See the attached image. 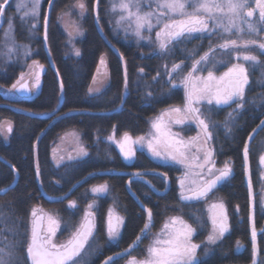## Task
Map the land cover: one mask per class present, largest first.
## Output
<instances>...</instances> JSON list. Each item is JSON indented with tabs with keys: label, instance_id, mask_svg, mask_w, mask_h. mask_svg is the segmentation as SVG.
<instances>
[{
	"label": "snow or ice",
	"instance_id": "6c2138e0",
	"mask_svg": "<svg viewBox=\"0 0 264 264\" xmlns=\"http://www.w3.org/2000/svg\"><path fill=\"white\" fill-rule=\"evenodd\" d=\"M100 0H95L94 11L98 8ZM110 7L108 12L118 14L115 21L114 31H123L125 38L135 37L137 42L147 41L155 44L157 54L171 55L180 44L193 39L208 38L209 44L206 51L200 52L201 45L192 49L184 48L185 59L191 61V66L186 74L180 76L177 81L173 74L184 73L186 67L183 60L173 63L171 68L165 65L166 75L169 79V91L183 88V102L181 105L169 106L150 120V130L146 135L133 138L129 132H124L117 140L115 126L112 135L107 139L118 145L125 160H131L136 155L135 145L145 148L151 156L160 161L162 166H179L181 175L176 178L178 185V199L181 202L178 214L167 216L159 231L152 234L155 226V215L151 208L143 202L140 207L145 213L143 227L132 244L121 252L108 256L103 264H116L118 259L128 257L126 264H201L198 249L204 248V256L207 257L210 246L217 245L230 231L228 212L222 199H212L217 186L227 180L233 173L229 161H225L222 168L215 165L214 150L209 142L214 139V127L217 122L211 119L214 107L228 106L232 111L227 113L223 126L227 133H231L237 117L249 104L264 103V93L258 97H248L246 89L250 86V77L259 70L258 83H264V0H108ZM9 0L0 2V24L5 15ZM42 0H17L16 12L20 13V21L26 32L25 39L28 43H20L15 36V17L7 19V29L3 32L0 40V56L5 63H10L14 58L17 60L22 55L25 59L31 56V40L37 34L41 18ZM50 7H54L53 0H48ZM78 9L79 20L82 21L87 15L88 8L85 0H76L72 6ZM258 13V15H257ZM72 12H62L63 16H71ZM96 23L99 25L100 17L96 12ZM254 18V19H253ZM44 40L47 42V29L49 17L43 16ZM69 38L83 35V29L79 23L72 21L65 23V30ZM101 30L102 27H101ZM153 32L155 38L153 39ZM147 33V34H145ZM247 35L248 38H245ZM218 38L217 43L212 42V37ZM79 56L80 51L75 50ZM198 57V58H197ZM104 75H107V64L102 58ZM32 66H35L33 68ZM225 70L217 74L219 67ZM44 65L33 60L29 66V72L20 73V77L12 84L9 92H31L40 85V71ZM36 69H39L37 71ZM143 73L144 69L139 70ZM100 72V68H97ZM206 73V74H205ZM33 80L29 87L28 79ZM159 76V72L157 73ZM155 80L156 77H153ZM96 82V77H93ZM127 69L125 68V91H127ZM63 92V82L60 84ZM99 92V89L89 88V93ZM148 92L147 96L151 97ZM235 105V107H233ZM67 115V114H66ZM195 125L198 129L195 136H184L186 128ZM259 126H264L261 120ZM258 126V127H259ZM4 128L0 122V129ZM174 128L178 130H174ZM11 122L6 125V131L12 132ZM69 137L72 138L73 147L67 151V156L60 155L57 159V148L53 149V159L57 167L65 161L80 160L88 155V151L81 143L76 131L66 132L61 142ZM251 140L252 137L249 136ZM243 156L247 165L249 145L244 144ZM260 162L264 165V155ZM13 170L15 171L14 167ZM247 171V169H246ZM40 171L37 165V176ZM134 175L142 178L145 173L136 172ZM164 180V191H168L167 173L161 174ZM153 190L155 186L146 181ZM131 181H129V186ZM14 185L0 188V192L11 190ZM248 188L252 193V182L249 177ZM109 190L107 182L92 186L90 189L93 199L87 203L83 215L73 222L71 218L63 222L58 214L45 211L39 204L34 205L29 213L28 228L21 230L23 217L17 216L16 221L10 226L5 224L7 215L0 208V264H22L26 259L27 264H90L92 257L101 253L97 243L99 232L97 222L98 204L100 195ZM87 195V193H85ZM67 194H65L66 198ZM60 198V199H63ZM202 202L204 208L190 211L185 218L184 208H193L195 203ZM260 206L264 209V194H261ZM238 207V206H237ZM69 210H78L79 205L75 200H69ZM206 217V219H205ZM125 217L116 211L115 201L109 207L104 229L109 243L119 244L121 228L124 226ZM208 234L201 243L194 242V237L199 230L207 227ZM67 231L66 239L57 240V234ZM4 232L11 234L12 239H6ZM152 234V240L145 249V255L138 259L132 255V251L138 247L143 239ZM20 237H24L21 239ZM253 264H256L258 248L256 245L257 232L253 224L252 232ZM241 247L237 241V248ZM23 248L25 256L20 249ZM264 264V262H262Z\"/></svg>",
	"mask_w": 264,
	"mask_h": 264
},
{
	"label": "trees",
	"instance_id": "16d2710c",
	"mask_svg": "<svg viewBox=\"0 0 264 264\" xmlns=\"http://www.w3.org/2000/svg\"><path fill=\"white\" fill-rule=\"evenodd\" d=\"M73 2L74 0H53L54 7H50L48 0L45 1L37 25L38 32L31 40L30 57L25 59L21 55L18 60L14 58L12 62L5 63L4 58L0 56V85H11L33 59H39L46 64L42 88L35 96L11 98L0 92V122L7 118L14 124L9 142L4 141L0 129V156L4 158L0 159V188L10 186L18 174L15 186L0 194V205L2 210L4 203L9 213L27 218L33 204L41 202L45 206L53 207L63 222L69 218L76 222L82 216L84 205L87 203L85 193L93 184L107 182L108 192L99 196V227L104 225L107 208L114 201L115 206L125 216V222L118 246L110 243L104 245L105 238L102 236L103 249L91 263L100 264L108 256L127 248L140 234L145 213L139 202L142 201L146 207L153 210L156 226L166 215L179 212L178 206L182 207L177 195L176 178L180 174L178 166H162L160 161L143 149H138L134 160L129 162L107 136L113 132L114 126L115 133L127 131L132 135L144 134L149 128V119L152 116L165 107L183 102V89L180 87L170 92L168 76L160 78L157 73L164 75L165 62L171 67L174 62L185 57L182 49H192L199 39L180 44L174 54L159 55L157 49L149 47V44H139L132 36L126 39L122 31L116 33L114 28L109 27L107 0H100L96 11L95 0H86L88 12L83 20L84 34L75 39V45L80 51L77 56L72 52L73 44L70 45L66 41L64 28L57 21L58 11L67 9ZM10 9L13 10V6ZM97 11L100 17L99 25L95 18ZM44 15L49 17L46 44L51 59L45 47ZM15 19L16 39L20 43H28L20 18L17 16ZM2 27L0 40L3 38ZM202 50L203 45L200 48V51ZM103 53L109 57L111 81L100 93L92 95L88 91L89 83ZM141 68L144 69L143 73L139 71ZM187 69L185 67L184 71ZM61 82L64 85L63 92L60 88ZM257 91L261 92L258 94ZM148 92L152 93L151 97L147 96ZM250 93L251 97H258L264 93V87L252 86ZM62 95L63 101L59 110L47 117L33 116L13 108L15 106L37 113H47L60 104ZM212 114L219 122L218 127L211 129L214 135L211 142L215 156L218 159L230 158L234 165L231 178L229 177L216 191L228 202L232 201L233 206H239L238 211L231 210L229 233L232 239L228 238V243L224 244L231 245L228 258L224 260L216 254L203 256L201 264H248L251 254L247 251L235 252L234 243L240 241L248 246L253 224L255 228L264 226V213L257 209L253 215L251 213L248 188L249 177L254 192L259 188L261 173L264 170L259 160L264 149V126H259L264 116V103L247 105L237 117L231 133L225 131L222 122L225 118L223 114L227 113ZM69 130H76L80 134L88 155L80 160H66L63 165L57 167L53 159V149L56 148L55 143L60 134ZM249 136L252 139L246 165L243 148ZM136 172L145 175L138 178L134 175ZM164 173H167L169 181L167 193L164 191L161 175ZM146 181H150L159 191L150 188ZM42 190L49 195L70 193L68 199L75 198L79 204H83L82 208L69 210L64 206L63 200L66 199L50 200ZM190 210L195 211L196 208ZM189 212L184 210L186 218ZM260 241L263 253L264 231ZM121 260L118 259L116 264Z\"/></svg>",
	"mask_w": 264,
	"mask_h": 264
},
{
	"label": "rangeland",
	"instance_id": "374dc122",
	"mask_svg": "<svg viewBox=\"0 0 264 264\" xmlns=\"http://www.w3.org/2000/svg\"><path fill=\"white\" fill-rule=\"evenodd\" d=\"M45 1L46 0H42V4H41V9H42V7H43V4L45 3ZM0 2H3V0H0ZM16 2H17V0H10L9 1V3H8V5H7V8H6V12H5V15H4V17H3V23H2V25H1V27H2V32H4V30L5 29H7V19H8V17L9 16H13V17H15V18H17V16L20 18V13H17L16 12V7H15V5H16ZM85 2H86V0H85ZM107 2H108V0H107ZM76 3V0H74V2L72 3V4H70L68 7H67V9H62V11H58L59 13H58V16H57V21H58V24L60 25V26H62L63 28H64V31H65V34H66V36H67V39H66V41H70V38H69V35H68V32L69 31H72V29H71V27H69L68 28V30L66 31L65 30V23L67 22V23H69V24H71V22L72 21H76L77 23H79L80 25H81V27H82V29H83V34H84V25H83V20L86 18V16H85V18L82 20V21H80L79 20V17H78V9H76V8H73L72 6L74 5ZM87 4V3H86ZM11 6H13V10H11L10 9V7ZM108 6L110 7V4H109V2H108ZM69 10H71V12H72V15L71 16H63L62 17V12H68ZM257 15H258V13H257ZM108 18H109V20H108V24H109V27H111V28H115V21H116V19L118 18V14H111V13H108ZM254 19V18H253ZM16 20V19H15ZM5 21V22H4ZM5 23V24H4ZM117 33V32H116ZM145 34H147V33H145ZM122 35H123V37L125 38V34H124V32L122 31ZM153 39L155 38V36H154V32H153ZM261 35L262 36H264V33H261ZM80 36H82V35H80ZM80 36H75V38L74 39H71V42H69V44L70 45H72L73 44V46L71 47L72 48V52L75 54V50L76 49H78V47L75 45V39L76 38H78V37H80ZM135 38V37H134ZM245 38H248L247 37V35H245ZM212 42L213 43H217V42H219L218 41V38L216 37V36H213L212 37ZM139 44H144V45H146V44H149L147 41H140V42H138ZM208 44H209V40H208V38H203L202 40L201 39H199L197 42H196V44H195V46L196 45H203L204 46V50H202V51H200L201 52V54L204 52V51H206L207 50V48H208ZM150 45V46H149ZM148 46L149 47H154V48H156V45L153 43V44H149ZM194 47V45L192 46V48ZM190 47H187V49H189ZM79 50V49H78ZM104 59L105 60V62H106V64H107V75H104V72H105V69H104V66L103 65H101V63H100V61H101V59ZM198 58V57H197ZM260 59L261 60H264V56H260ZM33 60H37V61H39L40 62V64H42V65H44V68H43V70L42 71H40V85H39V87L38 88H33L32 89V92H31V94H30V96H34V95H36L40 90H41V88H42V82H43V73H44V71H45V68H46V65H45V63L44 62H42V61H40L39 59H33ZM33 60H31L30 62H29V64H28V66H27V68L25 69V70H23L22 72H25L26 74L29 72V66H31L32 65V61ZM181 60H183L184 61V63H185V65H186V68H188L186 71H184V73H181V74H173L175 77H176V80L178 81L179 79H180V76L181 75H183V74H186V72L189 70V68H190V66H191V61L190 60H187V59H185V57L184 58H182V59H180V60H178V61H176L175 63H177V62H181ZM109 57L106 55V53H103L102 55H101V57H100V59H99V63L97 64V66H96V69H95V71H94V74H93V76H92V79H91V81H90V83H89V88L91 87V88H93V89H99V92H93V93H91L92 95H94V94H97V93H100L104 88H106L108 85H109V83H110V81H111V72H110V67H109ZM165 65H167L168 66V69H170L171 67H170V65H168V62H165V64H164V66ZM187 65H188V67H187ZM163 66V70H164V75H159L158 77H160V78H164V77H166V69H165V67ZM33 68H35V66H32ZM100 68V72L98 73L97 72V68ZM37 71H39V69H36ZM225 70V68L223 67V66H221V67H219V69H218V71H217V74H219L220 72H223ZM21 73V72H20ZM206 74V73H205ZM168 76V75H167ZM20 77V74H19V76L16 78V80L18 79ZM93 77H96V82L94 83L93 82ZM26 78L27 79H29V83H30V87H32V83H33V80L31 79V78H28L27 76H26ZM167 78V77H166ZM169 78V77H168ZM259 79H260V71L259 70H257L254 74H253V76L252 77H250V86H249V88L248 89H246V95L248 96V97H251V93H250V88L252 87V86H255V85H257V86H259V87H261L260 85L261 84H263V83H258V81H259ZM16 80L13 82V83H15L16 82ZM12 83V84H13ZM12 84L11 85H0V92L1 93H3L4 95H7V96H9V97H11V98H15V97H17L19 94L17 93V92H15V91H13V92H9L8 91V89H10L11 88V86H12ZM89 88H88V91H89ZM182 88V87H181ZM183 89V88H182ZM182 103H180V104H174V105H171V106H176V105H181ZM169 107V106H168ZM168 107H165L164 109H166V108H168ZM233 107H235V105H233ZM163 110V109H162ZM230 111H232V108H230V107H228V106H221V107H214L213 108V112L212 113H215V114H219V113H228V112H230ZM161 112V111H160ZM159 112V113H160ZM159 113H157L156 115H154V116H152L149 120H151L152 118H154L155 116H157ZM211 113V119L213 120V121H216L217 122V127H218V121L214 118V116H213V114ZM223 117H225L224 119H226V117H227V114L226 115H224L223 114ZM222 120V122H224L225 120ZM262 120H264V116H262ZM3 124H4V128L3 129H1V133H2V137H3V139H4V141L5 142H9V139H10V136H11V133H8L7 131H6V125H7V123L8 122H11V125H12V129H13V121H11L10 119H7V118H5L3 121ZM149 130H150V123H149V128H148V130H147V132H145L144 134H141V135H146L148 132H149ZM174 130H178V129H176V128H174ZM13 131V130H12ZM70 131H73V130H69V131H67V132H70ZM74 131H76V130H74ZM197 131H198V129L195 127V125H193V126H191L190 128H186V130L182 133L184 136H186V137H188V136H195L196 134H197ZM77 132V131H76ZM124 132H126V131H124ZM124 132H122V133H115V135H116V139L117 140H119L121 137H122V134L124 133ZM66 133V132H65ZM65 133H63V134H60V136H59V138H58V140H57V142L55 143V147L57 148V146H59V148H58V151H57V159H59V156L60 155H64L65 157L67 156V151H70L71 150V148L74 146L73 145V143H72V138L71 137H69L68 139H66L64 142H61V137L62 136H64L65 135ZM78 133V132H77ZM113 133V132H112ZM112 133L111 134H109L108 136H110V135H112ZM79 134V133H78ZM133 138H135V137H137V136H141V135H132V134H130ZM107 136V137H108ZM79 137H80V141H81V143L83 144V140H82V138H81V136H80V134H79ZM114 143V142H113ZM247 143H248V145L250 144V139L247 141ZM117 147H118V145L116 144V143H114ZM84 145V144H83ZM209 146L214 150V146H213V143L210 141L209 142ZM135 148H136V151L138 150V149H141L140 148V146H138V145H135L134 146ZM118 149H119V147H118ZM143 150H145V151H147V149H146V147L145 148H143ZM119 151H120V149H119ZM148 152V151H147ZM149 153V152H148ZM150 154V153H149ZM151 155V154H150ZM262 155H264V149H263V152L260 154V156H259V160H260V158H261V156ZM123 156V155H122ZM124 158V157H123ZM135 158V157H134ZM134 158L133 159H131V160H127V161H129V162H131L132 160H134ZM214 160H215V165H216V167L217 168H222L223 167V165H224V163H225V161H229L230 162V166L232 167V169H233V173H234V165H233V161L229 158H225V159H218L215 155H214ZM55 161V163H56V160H54ZM65 161H66V159H65ZM64 161V162H65ZM64 162L63 163H61L62 165L64 164ZM261 163V162H260ZM262 165V164H261ZM262 166H264V165H262ZM179 167V166H178ZM181 171H182V169L180 170V174L178 175V176H180L181 175ZM233 173H232V175H233ZM262 175H261V178H260V182H259V188L257 189V190H255V192H254V190H253V186H252V195H251V202H250V210H251V212L252 213H255V211H256V209L257 210H261V213H264V209H262L261 208V206H260V199H261V194H264V170H262V173H261ZM231 175V176H232ZM177 176V177H178ZM231 178V177H230ZM103 184V183H102ZM95 185H99V184H93V186H95ZM91 188H92V186H91ZM90 188V189H91ZM69 195H71L70 193L67 195V197L66 198H64V199H66V200H63L64 201V206L67 208V204H68V201L69 200H75V201H77L75 198H69L68 199V196ZM103 195V194H102ZM177 195H178V185H177ZM101 196V195H100ZM84 198H86V200H87V203L88 202H90L92 199H93V195H92V193H91V191L89 190L88 192H87V195H84ZM212 199H222L223 200V202H224V204H225V207H226V209H227V212H228V222H229V226L231 227V223H230V219H231V210H236V211H238L237 210V206H239L238 204H234V206H233V204H231L232 203V201H230V202H228L224 197H223V195L222 194H220L219 193V191H215V193H214V195H213V197H212ZM87 203L84 205V208L86 207V205H87ZM37 204H39V205H41L42 207H43V209L45 210V211H48V212H50V213H53V214H58V212L56 211V210H54V208L53 207H48V206H45V205H43L41 202H38V203H36V204H33V206L34 205H37ZM77 204L79 205V207H81L82 208V205L83 204H79V202L77 201ZM97 204L99 205V197H98V199H97ZM2 206L4 207V212L6 213V214H9V215H7L6 216V218H5V224L6 225H8V226H10L11 224H13L15 221H16V217H17V215H15V214H13V213H9L6 209H5V205H4V203H2ZM32 206V207H33ZM111 206H113V204H111V205H109L108 206V208H107V213H108V209H109V207H111ZM174 206V205H173ZM0 208H1V205H0ZM180 208V206H178L177 207V209H179ZM193 208H196V209H203L204 208V204L202 203V202H199V203H195L194 204V207ZM184 210H189V211H191L190 210V208H185ZM116 211L120 214V215H122V216H124L119 210H118V208L116 207ZM174 211H178V210H174ZM192 211H194V210H192ZM176 214H178V212L177 213H175V212H172V213H170V214H168V215H166L164 218H163V220L161 221V222H159L158 224H157V226L155 225L153 228H152V234H155L157 231H159V229H160V227H161V225H162V223H163V221H164V219L167 217V216H170V215H176ZM59 215V214H58ZM82 215H83V213H82ZM106 216H107V214L105 215V219H106ZM59 217L61 218V221H62V228H63V220H62V217L59 215ZM125 217V216H124ZM186 218V217H185ZM205 219H206V217H205ZM28 220H29V216L26 218H24L23 217V223L20 225V227H21V230H25V229H27L28 228ZM97 222H98V229H99V232H98V235H97V243L100 245V246H102V248L101 249H103V242H101V239H102V236H103V238H105V242H104V245H107V244H109V241H108V238H107V236H106V233H105V229H104V225L102 226V228H100L99 227V225H100V221H99V219H98V217H97ZM5 224H0V228H3L4 226H5ZM209 228H210V225H209V227H207V228H205V229H203V230H199L198 231V234L194 237V242H196V243H201L202 241H204L205 239H206V236H207V234H208V230H209ZM256 229V232H257V237H256V245H257V248H258V253H257V256H256V264H262V262H264V252L262 253V251H261V246H260V243H261V241H260V236H261V234H262V232L264 231V226L263 227H261V228H255ZM122 230H123V227L121 228V233H122ZM230 232V231H229ZM228 232V233H229ZM251 232H252V230H251ZM226 233L225 234V236H224V238L222 239V241H220L217 245H215V246H210V251H209V253H208V255H207V257H210V256H212V255H214V254H216V255H219L218 257L220 258V256L221 257H223V259L224 258H228V255H229V253H230V248H231V245L229 246V245H226V246H224V244L226 243H228L227 242V239L229 238V239H232L231 238V233ZM68 232L67 231H62V232H59L58 234H57V240H59V241H62V240H64V239H66L67 238V236H68ZM152 234H150L148 237H146V238H144L143 239V242L138 246V248L135 250V251H132V255L133 256H136L138 259H142L143 257H144V255H145V249L147 248V246L150 244V242H151V240H152ZM4 237L6 238V239H12V236H11V234L10 233H8V232H4ZM100 235H101V237H100ZM21 239H23L24 237H20ZM120 241V240H119ZM110 244H114V245H117L116 243H110ZM235 244V246H234V251L235 252H237V253H240V252H245V251H247L248 253H250L251 254V260H250V262L248 263V264H253V244H252V237L250 238V244L248 245V246H246L245 244H243V243H240L241 244V247H239V248H237V243H234ZM20 253H21V255L22 256H25L26 254H25V252H24V249L23 248H21L20 249ZM227 253V254H226ZM198 255L201 257V259H202V257L204 256V248H203V246L201 247V249H198ZM223 255V256H222ZM97 256V255H96ZM96 256H94V257H92V259H91V261H90V264L92 263V261L94 260V258L96 257ZM205 257V256H204ZM127 259H128V257H125L124 259H122L121 260V262L120 263H118V264H126V261H127ZM225 260V259H224ZM22 264H27V261H26V259H24L23 261H22ZM226 264H240V263H226Z\"/></svg>",
	"mask_w": 264,
	"mask_h": 264
},
{
	"label": "water",
	"instance_id": "95a60500",
	"mask_svg": "<svg viewBox=\"0 0 264 264\" xmlns=\"http://www.w3.org/2000/svg\"><path fill=\"white\" fill-rule=\"evenodd\" d=\"M9 1H10V0H9ZM2 20H3V18H2ZM1 25H2V24H0V27H1ZM45 47H46L47 53H48V55H49V59H51V56H50V53H49L48 46H47L46 42H45ZM28 83H29V79H28ZM29 87H30V84H29ZM30 88H31V87H30ZM31 92H32V91H31ZM31 92H25V93H19V94H20V95H30ZM62 101H63V95H62L61 102H60V104L57 106V108H56L55 110L51 111V112H48V113H37V112H33V111H30V110H27V109H24V108H21V107H15V106H13V108H14L15 110H17L18 112L27 113V114H30V115H33V116L47 117V116H50V115H52V114H55V113L59 110V108H60V106H61V104H62ZM0 159H1V160H4V158H2L1 156H0ZM17 182H18V174H17V176H16L15 181H14L11 185H14V186H15V184H16ZM223 182H224V181H223ZM220 184H221V183H220ZM220 184H219V185H220ZM219 185H218V186H219ZM218 186H217V187H218ZM7 187H8V186H7ZM7 187H5V188H7ZM3 193H5V192H0V194H3ZM46 197L49 198V199H52V200H61L60 198L65 197V194H64V195H61V196H53V195H48V194H46ZM103 262H104V261H102L101 264H103Z\"/></svg>",
	"mask_w": 264,
	"mask_h": 264
},
{
	"label": "flooded vegetation",
	"instance_id": "af4514ba",
	"mask_svg": "<svg viewBox=\"0 0 264 264\" xmlns=\"http://www.w3.org/2000/svg\"><path fill=\"white\" fill-rule=\"evenodd\" d=\"M257 86V85H256ZM261 87H264V83L263 84H261L260 85ZM257 87H259V86H257ZM261 87H259V88H261ZM261 91H259V93H260ZM257 93H258V91H257Z\"/></svg>",
	"mask_w": 264,
	"mask_h": 264
}]
</instances>
